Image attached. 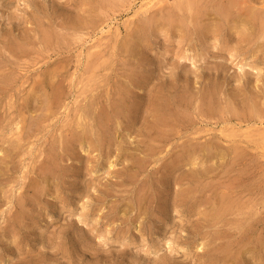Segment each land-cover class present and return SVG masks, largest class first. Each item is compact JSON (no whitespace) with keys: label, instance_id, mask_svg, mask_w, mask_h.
Listing matches in <instances>:
<instances>
[{"label":"rangeland","instance_id":"1","mask_svg":"<svg viewBox=\"0 0 264 264\" xmlns=\"http://www.w3.org/2000/svg\"><path fill=\"white\" fill-rule=\"evenodd\" d=\"M0 264H264V0H0Z\"/></svg>","mask_w":264,"mask_h":264},{"label":"bare ground","instance_id":"2","mask_svg":"<svg viewBox=\"0 0 264 264\" xmlns=\"http://www.w3.org/2000/svg\"><path fill=\"white\" fill-rule=\"evenodd\" d=\"M156 1V0H155ZM150 3H151V1H150ZM148 6H150V4L148 5ZM166 124H168V123H166ZM169 125V124H168ZM172 129V128H171ZM164 130V129H163ZM166 132V131H165ZM231 193V192H230ZM222 194V193H221ZM224 197V196H223ZM229 205V204H228Z\"/></svg>","mask_w":264,"mask_h":264}]
</instances>
